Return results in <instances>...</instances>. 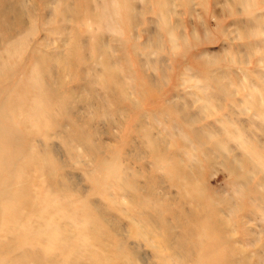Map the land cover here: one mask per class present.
<instances>
[{
  "label": "rangeland",
  "instance_id": "obj_1",
  "mask_svg": "<svg viewBox=\"0 0 264 264\" xmlns=\"http://www.w3.org/2000/svg\"><path fill=\"white\" fill-rule=\"evenodd\" d=\"M58 1L25 0L23 25L0 34V105L24 101L14 121L0 110V129L22 150L13 183L28 197L1 209L0 263L28 251L90 264L87 241L112 264H264V0H117L115 30L104 0H67L78 11L64 21ZM166 237L193 257L175 260Z\"/></svg>",
  "mask_w": 264,
  "mask_h": 264
},
{
  "label": "bare ground",
  "instance_id": "obj_2",
  "mask_svg": "<svg viewBox=\"0 0 264 264\" xmlns=\"http://www.w3.org/2000/svg\"><path fill=\"white\" fill-rule=\"evenodd\" d=\"M24 1H22V0H15V1L0 0V34L4 33L5 35H9L14 30H16L19 26L23 25L22 17L24 16V13H23L22 9L24 8V6L22 8H20L18 5L19 4L20 5L25 4ZM59 3H61L62 8H59L60 10L58 11L59 13H57V14L61 15L62 21H64L69 15H72L73 17H75L74 14L78 11L77 6L72 7L67 0H61ZM116 16H119V5H118L117 0H104L101 12L99 14V17L101 18V20L105 21V24H107V27H111L112 29L115 30V28L118 29L117 28L118 27L117 20H115ZM13 19H14V22H12ZM167 27H168V31L170 33L171 39L174 43L177 39L176 31L171 26H167ZM119 30H120V28H119ZM180 37L184 40L187 39L183 34H180ZM76 56H77L76 55V49H75V45H74L73 47H71L69 52L66 51L65 53L60 55L59 61H61L62 63H64L66 65L65 69H70L71 67L75 66V64L77 63V57L78 56L77 57ZM53 57L55 58V56L50 57L47 54L46 55L43 54L40 57L39 61H43V62H49V60L54 61ZM51 67H53V65L52 66L48 65V68H47L49 80L47 81L46 86L48 88V91H47L48 93H55L56 90L58 89V85L62 82V80H61L60 74H57L56 76H54L52 74L53 69ZM37 70H38V68H37ZM107 71L109 72V74H111L112 72L115 71V69L111 66H109V67L107 66ZM49 74H51V75H49ZM40 76H42V75H40ZM37 77H38V75H37ZM31 78H33V76ZM30 82H31V79H30ZM31 83H33V82H31ZM35 93H37V91ZM40 102L42 103L40 106L46 105L48 102V99L43 97ZM23 104H24V101L22 99H15L13 96H11V94H8L5 97L2 104L0 105V110H1L2 114L7 116L10 120L14 121L15 117L17 116L18 111L22 110ZM44 107L45 106H43V109H45ZM37 108H38V106H37ZM25 111H26V109H25ZM31 111H33V110H31ZM50 112H52V111H50ZM32 117H36V115H33ZM0 132H1L0 133V202H1L0 203V205H1L0 213H1V209H2L3 211H5L9 214L16 215V214H18L19 209L22 206L24 207L25 205L28 204V197H27L26 191H24V189L21 187H18V188L14 187V183H13L15 181V179L18 177V175L14 176L15 173L12 172L13 157L14 156H16V157L20 156L22 154V152H21L22 150H18V149L13 150L11 145L6 140L7 134L3 133L1 129H0ZM248 143H250V142H248ZM35 155L36 154H34V153H30L28 157L30 158V160L35 161L36 160ZM107 168L109 169L111 167L107 166ZM253 168L257 169V166L253 165ZM235 169H237V168L234 166V168H232V170H235ZM7 180H10V181L7 182ZM261 201L264 202V196L261 198ZM61 230L62 229L60 226H56L55 229H51L49 227L39 228L36 231L35 230L31 231L29 229L27 231L25 229L23 235L28 237V238L36 239V238H41V237H50V236H53L55 234L57 235L58 233H60ZM20 234H21L20 232L19 233L14 232V236L8 242L5 243V247H3L2 250H4V249L9 250V249L13 248V246H15L16 243H18V239H20ZM96 234H97L96 238L99 239V237H100L99 234L98 233H96ZM171 240H173V239L166 237L164 241H165V243H167V246H166L167 251L171 250L175 254H178V257L175 258V260L177 259L178 262H186L190 258L193 257V250L188 246L187 243H185L183 240L177 239L176 242L173 241V243L175 245H173V244L169 245L168 242ZM206 240H207V238H206ZM83 241H85V240H83ZM201 243H202V241H201ZM119 245H118V247H119ZM94 246L95 245H93L91 243L88 244L86 241V242H83L81 244L79 251L82 252L83 254L89 253V256L91 257V262L90 261H88V262H90V264H112V258L110 256V254L99 253L98 250L91 249ZM123 249H122V251H124ZM122 253H124V252H122ZM121 255H124V254H121ZM30 258H33L34 259L33 262H35L36 264H38L39 261L42 262V257L37 252L26 251L23 254L15 257L13 259L3 261V262L1 261L0 264H29L28 261L30 260ZM124 258H126V257H124ZM45 263L46 264H54V260L52 258H48V259H45ZM197 263L198 264H206L205 261L203 262V260L201 258L199 260H197ZM63 264H82V263L72 262V261L66 262L65 261ZM127 264H135V263L132 260H128ZM217 264H234V262L222 263L221 261H219V263H217Z\"/></svg>",
  "mask_w": 264,
  "mask_h": 264
}]
</instances>
